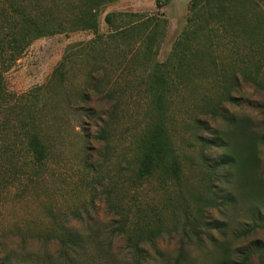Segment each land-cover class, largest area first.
Instances as JSON below:
<instances>
[{
    "label": "rangeland",
    "instance_id": "1",
    "mask_svg": "<svg viewBox=\"0 0 264 264\" xmlns=\"http://www.w3.org/2000/svg\"><path fill=\"white\" fill-rule=\"evenodd\" d=\"M51 1L40 0L35 6L72 24L75 5ZM156 1L113 0L104 8L100 39L91 30L39 39L8 72L9 90L36 103L48 119L54 154L34 185H18L6 194L5 186L0 187L1 259L24 251L57 255L61 243L46 238L66 226L94 237L70 264H135L147 257L150 264H174L181 247L185 264H216L220 256L211 239L264 242L261 227L236 240V234L251 225L247 207L253 199L246 193H240L235 209L209 206V179L196 137L198 119L216 126L208 111L225 87L233 89V76L241 87L233 92L237 103H225V108L264 123L259 107L264 105V52L251 53L240 32L210 22L196 32L179 64L176 44L187 25L191 0H171L160 12ZM118 12L160 13V19L115 16V26H109L105 15ZM61 62V72L53 76ZM156 63L170 72L165 121L183 168L179 181L156 174L137 184L133 179L139 146L158 119L150 93ZM247 72H258V84L245 80ZM83 93L90 95L88 106L96 108L101 120L81 118L77 107ZM103 127L109 130L106 140L99 138ZM204 221L228 224L227 236L208 231ZM122 223L123 235L118 231ZM136 242L143 255L133 249ZM261 263L264 254L253 260Z\"/></svg>",
    "mask_w": 264,
    "mask_h": 264
},
{
    "label": "trees",
    "instance_id": "2",
    "mask_svg": "<svg viewBox=\"0 0 264 264\" xmlns=\"http://www.w3.org/2000/svg\"><path fill=\"white\" fill-rule=\"evenodd\" d=\"M39 1L0 0V187L5 186V194L18 185L27 187L38 182L41 172L46 170L54 154V145L47 132L48 119L41 114L36 103H30L24 95H15L9 90L8 72L39 39L68 34L74 30H91L96 39H100V20L105 6L113 0H52L54 4L61 2L67 6L75 5L74 11L70 13L75 15L72 24L70 21L67 24L65 20L51 18L42 9L37 10L35 3ZM170 1L157 0L158 11ZM203 13H206V17ZM115 16L121 19L147 18L149 21L160 19V13H107L105 21L109 26H115ZM164 22L168 23V20L164 19ZM210 22L240 32L239 36L247 39L251 53L258 55L264 52V0H191L187 25L176 44L180 52L179 64L185 61L184 50L196 38V32L200 33ZM158 25L160 24L157 23L156 26ZM116 32L122 33L118 28ZM62 64L63 62L57 66L53 76L61 72ZM164 68L165 64L156 63L151 76L154 86L150 88V93L154 97L158 119L139 146L137 172L133 179L137 184L148 181L156 174L179 181L182 173L183 163L165 121L166 96L172 89L169 85L170 72ZM254 73L258 74H243L246 81L258 84ZM232 86L231 90L224 88L221 99L208 111L216 126L200 123L198 119L196 137L200 146L202 168L209 179V206L235 209L239 205L241 192L253 199V203L247 207L251 225L242 235L236 234V240L241 241L250 236L254 228H264V123L225 108V103H237V97L233 95L241 87L237 76H233ZM94 87L97 92L100 91L97 85ZM79 96L82 103L78 105L77 111L81 118L101 120L102 116L97 113L96 108L88 106L90 95L83 93ZM106 96L108 98L111 94ZM259 107L264 110V105ZM114 114L113 107L110 115ZM108 134L109 130L103 127L99 138L106 140ZM202 218L198 220L201 221ZM204 224L208 231L214 229L224 237L228 234L229 226L224 222L208 224L204 221ZM118 228L120 234H125L123 223ZM48 236L46 242L58 240L61 243L57 255H52L48 250L42 255H35L30 251L11 252L0 258V264H28L34 259L39 260L40 264L42 260L45 264L76 263L73 261L76 255L87 247V240L94 238L81 235L79 231L67 226L59 234ZM211 240L220 256L216 264H253L256 256L262 257L264 254V242L260 240L247 244L244 240L243 244ZM132 246L138 251L137 255L144 254L140 244L136 242ZM180 251L174 264L186 263L185 248L181 247ZM148 259L150 261L147 257L135 264H150Z\"/></svg>",
    "mask_w": 264,
    "mask_h": 264
}]
</instances>
